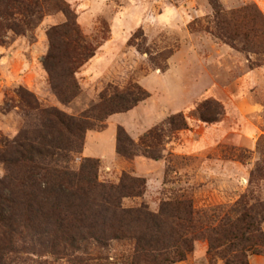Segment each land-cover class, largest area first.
Returning a JSON list of instances; mask_svg holds the SVG:
<instances>
[{
  "label": "trees",
  "instance_id": "obj_1",
  "mask_svg": "<svg viewBox=\"0 0 264 264\" xmlns=\"http://www.w3.org/2000/svg\"><path fill=\"white\" fill-rule=\"evenodd\" d=\"M50 5L65 20L46 30L47 52L41 65L50 91L62 105L80 93L79 70L95 55L96 46L79 28L75 15L58 0H0V44L7 32L24 35L42 19ZM214 35L247 52L253 39L264 42V19L249 7L225 11L213 2ZM144 39L141 31L133 39ZM155 63L141 44L133 43ZM165 60L167 55L159 54ZM7 110L17 108L23 118L11 138L0 136V264H112L113 245L125 247L114 264H176L192 251L193 242L207 243L209 262L249 264L264 255V200L242 193L231 204L196 208L190 196L173 195L157 210L140 202L125 207L124 199L141 198L144 178L122 173L117 183L98 180L99 162L84 157L71 168L87 130L102 128L113 114L125 113L149 97L133 81L117 80L99 92L97 100L78 115L43 106L23 86L13 88ZM197 119L215 123L222 105L205 99L194 109ZM178 112L133 140L123 127L116 130V153L127 160L142 156L163 158L167 140L189 129ZM120 251V250H118Z\"/></svg>",
  "mask_w": 264,
  "mask_h": 264
},
{
  "label": "rangeland",
  "instance_id": "obj_2",
  "mask_svg": "<svg viewBox=\"0 0 264 264\" xmlns=\"http://www.w3.org/2000/svg\"><path fill=\"white\" fill-rule=\"evenodd\" d=\"M58 1L73 12L83 35L96 46L95 55L76 75L80 93L62 105L47 84L41 65L48 49L46 30L65 20L50 5L31 31H8L0 44V136L11 138L22 126L21 112L7 110L17 86L34 93L43 106L78 115L104 88L130 80L149 97L125 113L109 116L102 128L87 130L71 168L90 157L99 162L101 182L117 183L124 172L144 178L143 196L124 199L123 205L143 202L154 212L161 200L173 195L190 196L200 209L231 204L242 193L264 200V42L253 39L248 46L254 52L241 51L213 33V2L225 11L247 6L264 19V0ZM138 31L144 39H133ZM133 43L147 49L157 64ZM205 99L222 105L219 121L204 123L195 116V107ZM178 112L187 117L190 128L167 140L163 158L127 160L116 153L118 126L137 140ZM3 174L0 164V177ZM124 250L114 244L106 251L108 262L114 264ZM206 250V240L197 238L185 260L176 264H223L209 262ZM249 264H264V255L251 256Z\"/></svg>",
  "mask_w": 264,
  "mask_h": 264
}]
</instances>
